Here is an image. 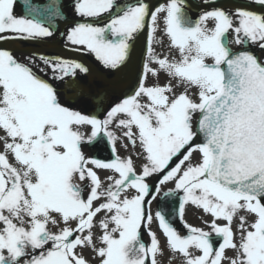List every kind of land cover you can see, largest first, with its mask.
<instances>
[{"label":"snow or ice","instance_id":"snow-or-ice-1","mask_svg":"<svg viewBox=\"0 0 264 264\" xmlns=\"http://www.w3.org/2000/svg\"><path fill=\"white\" fill-rule=\"evenodd\" d=\"M15 4L0 0V41L51 37L44 21L63 15L61 0H23V16ZM216 4L193 18L186 0H73L66 42L99 61L95 80L76 60L0 49V264H161L166 251L180 264H264V62L247 50H264V0ZM96 145L111 158L85 152ZM162 191L187 234L152 213ZM187 205L208 230L184 221Z\"/></svg>","mask_w":264,"mask_h":264},{"label":"rangeland","instance_id":"rangeland-1","mask_svg":"<svg viewBox=\"0 0 264 264\" xmlns=\"http://www.w3.org/2000/svg\"><path fill=\"white\" fill-rule=\"evenodd\" d=\"M205 218H206V219H210V217H209V216H205ZM161 264H162V263H161Z\"/></svg>","mask_w":264,"mask_h":264}]
</instances>
